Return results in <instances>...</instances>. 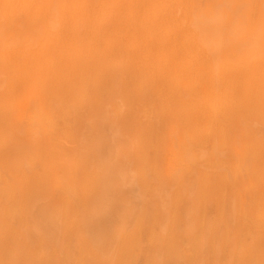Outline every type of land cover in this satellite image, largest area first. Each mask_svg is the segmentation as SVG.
Instances as JSON below:
<instances>
[{
    "label": "rangeland",
    "instance_id": "1",
    "mask_svg": "<svg viewBox=\"0 0 264 264\" xmlns=\"http://www.w3.org/2000/svg\"><path fill=\"white\" fill-rule=\"evenodd\" d=\"M252 53L264 0H0V264H264Z\"/></svg>",
    "mask_w": 264,
    "mask_h": 264
},
{
    "label": "bare ground",
    "instance_id": "2",
    "mask_svg": "<svg viewBox=\"0 0 264 264\" xmlns=\"http://www.w3.org/2000/svg\"><path fill=\"white\" fill-rule=\"evenodd\" d=\"M66 1V0H65ZM261 1V0H260ZM137 2H138V0H137ZM206 2V1H205ZM176 3V2H175ZM204 3V2H203ZM212 3V2H211ZM229 3V2H228ZM215 4V3H214ZM230 4V3H229ZM232 4V3H231ZM254 4V3H253ZM224 5H225V3H224ZM252 5V4H251ZM222 6V5H221ZM225 6H228V5H225ZM225 6H224V9H222L221 7V9H222V11L220 12V14H224V15H226L227 17H228V20H227V22L223 25L222 23H220V24H218L217 23V21H216V24L215 25H213V24H209V25H206L205 23H203V25H200L199 26V30L201 31V32H204L205 33V35H207L209 38H212V37H214V35H218V36H223V38L225 37V35H224V33L225 32H223V29H229L231 26H232V22L234 21V19H236L235 17H234V19H232L231 17H233V16H230L231 15V12H234V8H232L231 9V11H228V10H225ZM146 7V6H145ZM54 8V7H53ZM227 8V7H226ZM21 9V8H20ZM137 9V8H136ZM197 9V8H196ZM229 9V8H228ZM247 9V8H246ZM218 10V9H217ZM220 10V9H219ZM215 13H216V11L215 10H211V14H209L210 15V19H213V17L215 18ZM113 14V13H112ZM239 14V13H238ZM237 14V15H238ZM241 14V13H240ZM259 14V13H258ZM177 15V14H176ZM225 16V17H226ZM208 17V16H207ZM224 17V18H225ZM256 17V16H255ZM202 18H203V15H202ZM3 19V18H2ZM113 19V18H112ZM196 19V18H195ZM201 19V18H200ZM217 19V18H216ZM238 19V18H237ZM236 19V20H237ZM245 19V18H244ZM205 21H206V19H205ZM212 21V20H211ZM50 22V21H49ZM200 22V21H199ZM207 22V21H206ZM208 22H209V20H208ZM195 23V22H194ZM213 23V22H212ZM4 24V23H3ZM246 24H247V22H246ZM36 25H37V22H36ZM243 25V24H242ZM50 26V25H49ZM189 29V28H188ZM225 31V30H224ZM29 32H31V31H29ZM259 33H261V32H259ZM193 34V33H192ZM199 35V34H198ZM198 35L196 34V36H194V35H192L193 36V39L195 40V41H197L198 43H200V41H202L201 39H199L198 38ZM230 35V34H229ZM16 36V35H15ZM14 36V37H15ZM231 36V35H230ZM21 37V36H20ZM12 39H13V37H11ZM11 40V39H10ZM22 40H23V38H22ZM220 39H216V40H213L216 44L214 45H212V44H209V46H208V52H210L211 54H224L223 52H226L227 51V48H228V46H227V43H224V44H222V45H218V43H217V41H219ZM15 41H16V38H15ZM26 41H27V39H26ZM210 41V40H209ZM213 42V43H214ZM203 43H207V40H203ZM210 43V42H209ZM32 45V44H31ZM231 45L232 46H234V45H239V43H231ZM241 47V46H240ZM232 48H234V47H232ZM248 49V48H247ZM252 57H255L254 59H253V61H252V66L254 67V70H262V69H264V54H258V53H252ZM34 59V58H33ZM232 60V59H231ZM220 61V60H219ZM2 67V66H1ZM43 68V67H42ZM220 70V69H219ZM216 71V70H215ZM219 78H220V76H219ZM218 81H220L219 79H218ZM251 82H250V84H251V86L252 85H254V84H256L257 86H261V85H263V83H264V77L263 76H258V73H255V75L253 76V78L250 80ZM225 84V83H224ZM75 86H76V84H75ZM35 87V86H34ZM190 88V87H189ZM189 88H187V87H185V89L187 90V91H189L188 89ZM224 88V87H223ZM227 88V87H226ZM230 88H232V87H230ZM34 89V88H33ZM215 90V89H214ZM8 92V91H7ZM186 92V91H185ZM32 93H33V91H32ZM215 93V92H214ZM31 95H33V94H31ZM30 95V96H31ZM183 96V95H182ZM185 97H186V95H185ZM189 97V96H188ZM188 99V98H187ZM210 99V98H209ZM28 101V100H27ZM31 101H33V100H31ZM216 101H218V100H216ZM211 103H212V101H210ZM26 103H28V102H26ZM34 103V102H33ZM214 103H215V101H214ZM201 104V103H200ZM220 104V103H219ZM34 105H35V103H34ZM34 105H33V107H34ZM37 105V104H36ZM215 105H217V104H215ZM41 106V105H40ZM39 106V107H40ZM15 107V106H14ZM32 107V108H33ZM38 107V105L36 106V108ZM38 107V108H39ZM206 107V106H205ZM217 107H219V106H217ZM35 107H34V109H36ZM37 108V109H38ZM43 108V107H42ZM52 108V107H51ZM16 110V109H15ZM23 110V109H22ZM54 110V109H53ZM217 110V109H216ZM30 111V110H29ZM16 112V111H15ZM14 112V113H15ZM27 113H28V110L26 111ZM26 112H23V113H26ZM36 112H38V111H36ZM242 112V111H241ZM39 114V115H38ZM216 114H217V112H216ZM239 115V114H238ZM68 116V115H67ZM40 117V118H39ZM24 120L26 121V123H27V126H28V128L29 129H31V128H33V127H36V125H38L40 122H42L41 120H44L45 118H44V113H43V109H39V113H35V112H33V113H30V114H28V115H26L25 116V114H24ZM44 118V119H43ZM41 119V120H40ZM239 119V118H238ZM220 122V121H219ZM43 123V122H42ZM218 123V122H217ZM22 124V123H21ZM41 125V124H40ZM49 125H50V122H49ZM52 125V124H51ZM50 125V126H51ZM54 126H55V124H54ZM217 126V125H216ZM243 126V125H242ZM22 128H23V126H21ZM47 127V126H46ZM208 127V126H207ZM210 127V126H209ZM38 128V127H37ZM51 129V128H50ZM49 129V130H50ZM210 129V128H209ZM234 129V128H233ZM232 129V131H234ZM34 130V129H33ZM37 132V131H36ZM35 132V133H36ZM47 132V131H46ZM209 132V131H208ZM225 132V131H224ZM234 132H236V131H234ZM41 133V132H40ZM37 134H39L38 132H37ZM42 134V133H41ZM217 134V133H216ZM36 135V134H35ZM51 135V134H50ZM52 135H54V134H52ZM196 135V134H195ZM234 135H235V133H234ZM33 136V135H32ZM42 136V135H41ZM211 136V135H210ZM208 137V136H207ZM31 138V137H30ZM29 138V139H30ZM57 138V137H56ZM197 138V137H196ZM32 139V141H34L33 140V137L31 138ZM47 139H49V138H47ZM52 139V138H51ZM28 140V139H27ZM187 140V139H186ZM233 140V139H232ZM236 140V139H235ZM238 140V139H237ZM36 141V140H35ZM178 141V140H177ZM184 141V140H183ZM192 141H193V139H192ZM172 142V141H171ZM176 142V141H175ZM189 142H191V141H189ZM217 143H218V141H216ZM231 142V141H230ZM34 143V142H33ZM185 143H187V142H185ZM254 143V142H253ZM9 144V143H8ZM172 145H173V143H171ZM180 144V143H179ZM178 143H177V145H179ZM193 144V143H192ZM231 144H232V142H231ZM243 144H245V143H243ZM165 145V144H164ZM188 145V144H187ZM233 145H235V144H233ZM175 146V144L173 145V147ZM191 146V145H190ZM239 146V145H238ZM184 147V146H183ZM245 147V146H244ZM176 148V147H175ZM171 149V148H170ZM183 149V148H182ZM216 149V148H215ZM245 149V148H244ZM174 150V149H173ZM190 150V149H189ZM243 150V149H242ZM241 150V151H242ZM246 150V149H245ZM176 151V150H175ZM181 151H183V150H181ZM207 151V150H206ZM250 151V150H249ZM174 153V152H173ZM173 153H171L170 155L172 156V154ZM194 153V152H193ZM223 153H225V152H223ZM242 153V152H241ZM175 154V153H174ZM181 154V153H180ZM205 155H206V153H204ZM243 154V153H242ZM245 154H247V153H245ZM252 154V153H251ZM169 155V156H170ZM189 155V154H188ZM194 155V154H193ZM203 155V154H202ZM201 155V156H202ZM204 155V156H205ZM234 155V154H233ZM237 155V154H236ZM244 155V154H243ZM168 156V157H169ZM170 156V157H171ZM173 156H175V155H173ZM177 156V155H176ZM203 157V156H202ZM201 157V158H202ZM226 157V156H225ZM239 157H241V155L239 156ZM238 157V158H239ZM181 158H183V157H181ZM224 158V157H223ZM227 158V157H226ZM253 158V157H252ZM185 159V158H184ZM193 159H194V157H193ZM204 159V158H203ZM217 159V158H216ZM233 159V158H232ZM235 159H236V157H235ZM200 160V159H199ZM218 160V159H217ZM238 160V159H237ZM203 161H205V160H203ZM234 161H236V160H234ZM239 161V160H238ZM243 161V160H242ZM246 162V161H245ZM248 162V161H247ZM252 162V161H251ZM175 163V162H174ZM200 163H201V161H200ZM204 163V162H203ZM236 163H238V162H236ZM163 164V163H162ZM169 164V163H168ZM184 164V163H183ZM252 164V163H251ZM178 166H179V164H177ZM237 165V164H236ZM250 165V164H249ZM163 167H165L164 165H162ZM169 166H170V164H169ZM172 167V166H171ZM180 167V166H179ZM194 167V166H193ZM238 167V166H237ZM237 167L235 168V169H237ZM187 168V167H186ZM194 168H197V166L195 165V167ZM240 168H241V166H240ZM245 168H246V166H245ZM165 169H167V167L165 168ZM184 169V168H183ZM224 169V168H223ZM244 169V168H243ZM168 170V169H167ZM165 171V170H164ZM169 171V170H168ZM193 171H195V170H193ZM219 171V170H218ZM242 171H244V170H241V172ZM170 172V171H169ZM181 172V171H180ZM186 172V171H185ZM256 172H257V170H256ZM153 173V172H152ZM170 173H172V172H170ZM175 173H176V171H175ZM238 173V172H237ZM236 173V174H237ZM252 173V172H251ZM168 175H169V173H167ZM189 174V173H188ZM195 174H197V173H195ZM242 174V173H241ZM172 175V174H171ZM170 175V176H171ZM260 175H261V173H260ZM180 177H181V175H179ZM195 176V175H194ZM240 176V175H239ZM172 177V176H171ZM175 177V176H174ZM247 177V176H246ZM170 178V177H169ZM196 178V177H195ZM171 179V178H170ZM232 179V178H231ZM173 180V179H172ZM178 180V179H177ZM239 181V180H238ZM173 182V181H172ZM179 182V181H178ZM244 182V181H243ZM253 182V181H252ZM246 182H244V183H242V184H245ZM171 184V183H170ZM176 184V183H175ZM236 184V183H235ZM253 184V183H252ZM240 185V184H239ZM246 185V184H245ZM241 186V185H240ZM239 186V187H240ZM234 187H236V185L234 186ZM242 188V187H241ZM240 188V189H241ZM215 189V188H214ZM251 189V187L249 188V190ZM242 191V190H241ZM255 191V190H254ZM254 191H252L253 193H254ZM251 192V191H250ZM252 192H251V194H252ZM257 193V192H256ZM259 193V192H258ZM250 194V193H249ZM242 196H243V193L241 194ZM253 195V194H252ZM251 196V195H250ZM250 196H247V197H250ZM261 196V195H260ZM246 197V198H247ZM264 198V197H263ZM58 199V198H57ZM240 199V198H239ZM243 199H244V197H243ZM247 199H249V198H247ZM251 199H252V196H251ZM250 200V199H249ZM235 203V202H234ZM244 203V202H243ZM256 203V202H255ZM258 203V202H257ZM228 204V203H227ZM9 205V204H8ZM241 205V204H240ZM244 206V205H243ZM244 208V207H243ZM255 209H257V208H255ZM243 210V209H242ZM244 211H245V209H244ZM264 212V211H263ZM243 213V212H242ZM255 214V213H254ZM257 214V213H256ZM255 214V215H256ZM244 216V215H243ZM264 216V215H263ZM254 217H256V216H254ZM243 218V217H242ZM263 220V219H262ZM264 221V220H263ZM261 222V221H260ZM264 233V232H263Z\"/></svg>",
    "mask_w": 264,
    "mask_h": 264
}]
</instances>
